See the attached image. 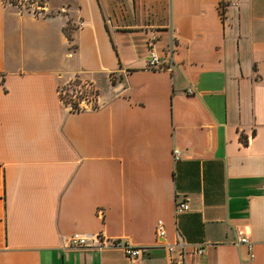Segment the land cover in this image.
Segmentation results:
<instances>
[{"label":"crops","instance_id":"0c3cea01","mask_svg":"<svg viewBox=\"0 0 264 264\" xmlns=\"http://www.w3.org/2000/svg\"><path fill=\"white\" fill-rule=\"evenodd\" d=\"M41 2L0 0V264H264V0Z\"/></svg>","mask_w":264,"mask_h":264},{"label":"built area","instance_id":"2783aa9c","mask_svg":"<svg viewBox=\"0 0 264 264\" xmlns=\"http://www.w3.org/2000/svg\"><path fill=\"white\" fill-rule=\"evenodd\" d=\"M79 26H81V23L79 24ZM146 63H147V67L149 69L156 70V69H159L161 66L160 59L157 56L154 49L152 48V45L149 46ZM188 92L191 93L190 91H188ZM82 102L83 101H81V103ZM74 104H75V107L73 105H71L72 107L70 106L69 109L80 110V109L90 108V107L84 105V103H83V105L81 104V106L78 105L77 103H74ZM173 155L175 158H177L178 157V151L174 150ZM187 209H188V206L185 203H178L177 205H175V212H183V211H186ZM155 232H156L157 238L163 239L165 232H164L163 223L160 220H158L156 222ZM89 239L92 241L93 246H101L102 245L103 240L100 239L99 235H93L90 238H88V237L82 236V235L77 234V233L70 235L68 240H67V243L71 247L81 248V247L87 246V242ZM237 243L238 244H244L248 247L249 250H251V244L249 243V241L247 240L246 237H243V236L238 237ZM114 246L120 247L123 250L124 254L129 258H136L140 255V252H141L139 249L132 247L128 243L114 242ZM174 247H176L178 249L177 259H176L175 264H187L186 263V256L188 254L201 255L204 252V249L202 246H193L190 249H188V245L183 243L180 239L177 240V242L175 243L174 246H169L168 251L169 252L173 251Z\"/></svg>","mask_w":264,"mask_h":264},{"label":"rangeland","instance_id":"374dc122","mask_svg":"<svg viewBox=\"0 0 264 264\" xmlns=\"http://www.w3.org/2000/svg\"><path fill=\"white\" fill-rule=\"evenodd\" d=\"M3 2H4V4H7V5L12 6L14 8H17L21 11H27V10L31 11L32 9L35 10L36 8H37V10H35V11H38L42 7L41 0H3ZM11 3L16 4V6L12 5ZM72 81L70 80V81H67V82L61 84L58 89L62 88L65 90V88H67L68 85L70 83H72ZM80 82L82 84V85H80V87L81 86L82 87L81 88L75 87L74 90L77 91L76 93L68 91L67 94L69 92L70 93L68 94L67 97L62 96V97H64L63 100H61V98H60V101L62 102V104L64 106L70 107L74 103H77L80 106H81V104L83 105V103H84V105H86L88 107H94L97 105V103H96L97 92H96L95 88L88 81H86V83H84L83 81H80ZM64 90H63V92H64ZM65 94H66V92H65ZM81 101H83V102L81 103Z\"/></svg>","mask_w":264,"mask_h":264},{"label":"trees","instance_id":"16d2710c","mask_svg":"<svg viewBox=\"0 0 264 264\" xmlns=\"http://www.w3.org/2000/svg\"><path fill=\"white\" fill-rule=\"evenodd\" d=\"M11 4L14 5V6H16V4H14V3H11ZM65 34H66L67 39L69 40L70 37H69L68 33L65 32ZM80 85H82L81 82L78 79H74L72 81V83H70L68 85V87L65 88V90L62 89V88L61 89H58V96H59V98H61V100H63L64 97H62V96L67 97L70 92H75L76 93L77 91H75L74 89H75V87L81 88L82 86L80 87ZM63 90H64V92H63ZM68 91H70V92L67 94ZM65 92H66V94H65ZM73 106L75 107V104H73Z\"/></svg>","mask_w":264,"mask_h":264}]
</instances>
